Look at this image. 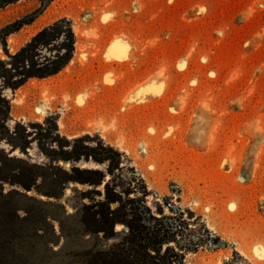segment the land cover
<instances>
[{
    "label": "rangeland",
    "instance_id": "1",
    "mask_svg": "<svg viewBox=\"0 0 264 264\" xmlns=\"http://www.w3.org/2000/svg\"><path fill=\"white\" fill-rule=\"evenodd\" d=\"M35 14L8 37L10 53L62 19L76 52L59 74L4 90L9 126L48 121L122 155L113 175L79 164L105 179L92 198L73 190L93 186L68 185V211L104 200L108 183L134 189L157 216L183 212L170 221L177 239L199 244L183 264H264V0H20L0 9V30ZM29 151L16 155L49 162L36 143Z\"/></svg>",
    "mask_w": 264,
    "mask_h": 264
},
{
    "label": "trees",
    "instance_id": "2",
    "mask_svg": "<svg viewBox=\"0 0 264 264\" xmlns=\"http://www.w3.org/2000/svg\"><path fill=\"white\" fill-rule=\"evenodd\" d=\"M19 1L0 0V9ZM36 1L47 4L53 0ZM36 14L0 30V45L8 56V60L0 58V264H183L184 251L199 247L181 245L177 239L180 229L170 221L182 216L185 222L183 212L157 216L141 197H130L134 189L123 192L129 197L125 202L122 191L112 190L109 183L104 200L88 204L83 199L74 214L62 202L71 183L95 188L83 191L74 187L75 195H101L96 188L105 177L79 164H107L113 175L122 163L120 152L101 139L92 145L90 136L62 137L57 126L48 121L30 124L33 130L21 123L14 129L9 126L12 108L4 90H16L32 78L59 74L76 52L73 21L62 19L39 32L17 53H10L8 37L33 23ZM35 143L48 163L16 155L20 151L29 156ZM60 161L72 164L71 171Z\"/></svg>",
    "mask_w": 264,
    "mask_h": 264
},
{
    "label": "bare ground",
    "instance_id": "3",
    "mask_svg": "<svg viewBox=\"0 0 264 264\" xmlns=\"http://www.w3.org/2000/svg\"><path fill=\"white\" fill-rule=\"evenodd\" d=\"M82 61H83V63L86 62L85 60H82ZM43 96H44V99H45L46 102H48V103L51 102V99L49 98V94L48 93H45ZM119 229H120V227H119Z\"/></svg>",
    "mask_w": 264,
    "mask_h": 264
}]
</instances>
